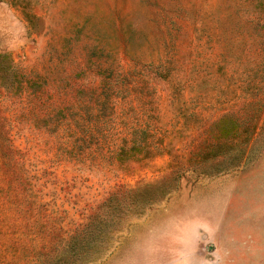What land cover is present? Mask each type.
Masks as SVG:
<instances>
[{"label":"rangeland","instance_id":"rangeland-1","mask_svg":"<svg viewBox=\"0 0 264 264\" xmlns=\"http://www.w3.org/2000/svg\"><path fill=\"white\" fill-rule=\"evenodd\" d=\"M0 264H264V0H0Z\"/></svg>","mask_w":264,"mask_h":264},{"label":"crops","instance_id":"crops-1","mask_svg":"<svg viewBox=\"0 0 264 264\" xmlns=\"http://www.w3.org/2000/svg\"><path fill=\"white\" fill-rule=\"evenodd\" d=\"M217 214V213H216ZM219 215H216L215 218H212V220L210 221H207L204 223L201 224L202 228L200 229L201 230H206L207 231V236H209L211 239H212V247H214V251L215 252H218L219 251ZM199 226L200 227V224L199 223H196V222H192V226ZM212 249V250H213Z\"/></svg>","mask_w":264,"mask_h":264}]
</instances>
